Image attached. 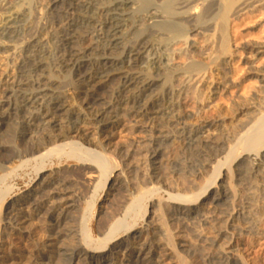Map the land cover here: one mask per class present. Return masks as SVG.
<instances>
[{"label":"rangeland","instance_id":"rangeland-1","mask_svg":"<svg viewBox=\"0 0 264 264\" xmlns=\"http://www.w3.org/2000/svg\"><path fill=\"white\" fill-rule=\"evenodd\" d=\"M90 1L96 6L103 3L102 0H79L80 3ZM131 2L133 4L123 8L124 15L127 19L132 17L129 20H139L146 10L152 11L156 9L155 5L162 6L166 1ZM7 3L11 8L7 5L9 12L0 15V28L10 16L15 17L19 8V11L30 15L26 23H18L21 28L54 20L66 13L65 6L61 4H58L61 7L50 8V0H7ZM15 6H19L16 7L18 9ZM236 17L229 23L230 50L224 58L215 60L210 57L215 49L212 40L208 42L205 36L190 33L195 55H201L202 62L208 66L205 73L191 77L162 73L161 79H152L155 86L145 93L144 102L151 104L160 99L166 85L165 89L175 92L166 105L174 104L177 111H131L123 108L125 111L119 117L107 119L98 126L80 124L84 137L75 134L73 140L82 143L87 150L102 153L107 166L104 174L91 166V162L78 160L69 149L62 152L63 155L54 154L22 168L15 164L0 173V193H9L0 207V258L11 252L29 257L51 248L50 242L55 237L50 239L49 231L54 223L38 216L37 207L28 202L40 189L43 191L58 180L63 184L48 189L61 195L59 221L68 218L58 237L65 244L63 247H69V244L81 251L90 250L93 256L91 264H97L96 258L102 255L107 256V260L98 264H140L136 259L141 248L155 251L159 264H219L221 255L224 259L230 256L234 264H264V54L257 52L264 48V1L253 4ZM159 29L154 31L162 35L147 37L148 42L154 40L156 46L153 41L149 43L157 47L159 42L156 40L168 39L169 36L173 41L169 51L177 57L175 65H184L189 50L180 39L170 35L179 27ZM10 54V50L0 52L2 90L16 72L13 62H10ZM115 56L117 58L114 55L111 59ZM53 75L46 76L70 84V79ZM113 80L115 82H104L96 78L90 86H82L79 91L98 94L100 98L107 99L106 102H112L118 87L117 78ZM58 90H55L57 94L60 93ZM133 92H125L122 97L132 96ZM23 116L24 113H17L0 127V162L9 158L14 148L21 147L25 141L30 142L29 137L20 136L19 124ZM247 124L253 129L250 133L258 138L253 145L246 136H242L244 140L241 138ZM192 138L195 144L199 142L212 151L209 158L205 157L196 167L189 168L191 157L186 151ZM206 186L210 196L202 203L203 206H197L190 214L186 213L187 209L173 204L175 200L172 198L176 195L200 196ZM45 200V197L37 198L34 204ZM9 206L12 207V218L27 221L20 230L12 229L7 222L9 219L4 218ZM89 221L95 234L94 243L97 239H104V232L107 233L111 225L122 223L118 224V239L102 249L100 252L104 253L101 255L95 256L97 252L86 244V239L93 237L91 232L89 235L82 232V226ZM128 224L134 226L135 232H126L124 225L127 227ZM226 224L228 228L224 227ZM70 231L75 237L70 235ZM131 236H135L132 246L129 244L120 252L111 251ZM70 239L72 244L68 242ZM63 247L60 254L67 259L72 253ZM73 264H82V260H74Z\"/></svg>","mask_w":264,"mask_h":264},{"label":"bare ground","instance_id":"bare-ground-1","mask_svg":"<svg viewBox=\"0 0 264 264\" xmlns=\"http://www.w3.org/2000/svg\"><path fill=\"white\" fill-rule=\"evenodd\" d=\"M165 1L164 6L155 5L156 9H151L152 11L145 9V15L139 20H129L132 17L127 19L124 15L125 9L123 8L130 5L133 2L131 0H102L103 3L100 6L94 5L91 1L80 3L79 0H50V8L58 4L65 6V15L58 18L55 17L51 21H44L36 26L32 25L22 28L18 26V23H26L25 20L30 15L19 11L20 8L17 10L15 17L11 18L8 15L10 16L9 20H5V23L3 22L4 24L0 28V52L1 50H10L9 59L10 62H13L12 65H14L16 72L11 81L8 84L6 83L4 90H2L0 85V127L4 125L7 119L17 113H24L22 122L19 124L21 127L20 136L25 139L29 137L30 142L25 141L21 147H16L12 152L10 151L11 155L9 158L0 162V173L11 169V166H15V164H20L18 167L22 168L32 161H43L54 154L55 156L57 154L63 155L62 152L69 149L78 160L91 162V166L94 165L97 170L101 171V174H104L107 166L102 153L87 150L82 143L73 140L75 134L84 137V131L79 127L80 124L86 127L98 126L107 119L119 117L125 111L123 108H126V110L129 108L131 111L136 109L175 111L177 108L173 106L174 104H171V106L166 105L175 95L172 93L175 92H172L171 89H165V84L160 99H155L156 101L154 100L151 104L144 102L145 93L150 90L151 86L152 88L155 86V82L152 79L160 77L162 73L166 76L178 74L179 77L180 74L191 77L205 73L208 66L206 67L204 61L202 62L201 55H195V46L190 33L201 34L207 38L208 42L212 40L215 49L209 55L210 57L215 60L221 57L224 58L223 56H226L230 50L229 23L231 19L252 7L253 4L263 3L264 0ZM7 5V0H0V15H5L9 10L10 6L8 5V7ZM42 11H44L43 7ZM171 26H177L179 29L173 30L170 35L172 34L174 39H180L189 50L186 56V63L180 67L174 63L177 57L175 58L174 54L169 51L173 42L171 38L169 36L168 39L160 38L156 40L153 38L156 35L158 38L160 35L154 29L160 30L159 28ZM151 36L156 42H159H157V47L149 43L151 41L154 43V40L149 39L150 41L148 42L147 37ZM257 52L264 54V48H260ZM114 55H117V58L115 56V58L111 59ZM48 74L51 76L58 74L61 78H68L70 79V84H64L61 79H51V77L46 76ZM96 78L102 79L104 82H115L113 79L117 78L116 98L112 102H106L107 99L100 98L98 94H88L79 91L82 86H90ZM172 84L174 85V83ZM173 89L175 90V85ZM55 90L60 93L57 94ZM131 90L134 91L132 96L122 97V94ZM143 102L145 104L142 106ZM138 113L136 115L140 116ZM248 126L249 124L244 126L243 129H246L241 138L246 136V140L252 144L258 138L257 135L250 133L251 128ZM190 140V144L187 142L189 145L187 146L186 154L191 159H186L191 160L189 168H193L200 164V160L203 158H209L212 149L210 151L207 146L199 145V142L198 145L195 144L193 138ZM240 143L242 142L240 141ZM85 150L86 152H84ZM217 150L215 153H217ZM93 153L94 155H92ZM87 155H90L89 158ZM203 163L205 162L203 161ZM217 174L219 175L218 172ZM61 184L63 183L54 180L53 185L47 186L45 190ZM45 190L42 191L40 189L38 194L32 195L33 199L29 200L28 204H33L37 207L38 216L41 215L47 218L48 221L50 220L51 223H54L49 231L50 239L55 237L50 242L51 248L46 249L47 244H45L44 249L46 250L29 257L11 252L8 256L0 258V264H73L74 260H82V264H91L93 256H91L90 250L81 251L70 247L71 245L69 244V247H63L65 244L60 240L58 234L66 225L65 222L68 218L64 217L59 221L61 213H58V209L60 208L61 195L52 193L51 190L44 194ZM8 194L0 193V207ZM208 196H210L209 188L206 186L205 191L200 196L183 194L176 195V197L172 196L173 198H171L175 200L173 204L181 209H187L186 213L190 214L197 206H203L204 204L202 203L205 202ZM34 197L35 199H44L45 197L46 200L34 204ZM11 210V206L5 210L4 218L9 219L7 222L9 226L13 227L12 229L20 230V227L27 221L24 218H12ZM88 223L82 226V232L85 234L92 233V223L90 221ZM119 223L122 224L121 222L115 223V225L113 224L109 227L107 233L104 232L105 237H103V240L97 239L96 242L99 245H94L96 242L92 241L95 234L93 235L92 233L93 238L89 237L91 239L85 238L87 246L97 252L94 253L95 256L104 253L100 251L102 249L105 250L113 240L118 239L117 228ZM226 223L228 224L227 221ZM227 224L224 227L228 228ZM218 225L220 224L218 223ZM87 226L89 230H87ZM124 228H126V232L130 230L131 233L135 232L134 226H129V224L127 227L124 225ZM221 232H224V230ZM71 234L73 235V232L70 231ZM73 237H75V234ZM70 238L73 239L72 236ZM71 239L68 242L72 244ZM132 242H135V236L121 241L111 251L118 250L120 252L128 248V245H131ZM62 247L66 248V252L72 253L67 259L60 254ZM221 256L218 259L219 264H234L229 259L230 256L227 259ZM106 260L107 256L104 255L96 258L97 264L106 262ZM136 262L140 264H159V257L156 256L155 251L141 248Z\"/></svg>","mask_w":264,"mask_h":264}]
</instances>
